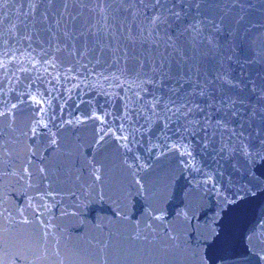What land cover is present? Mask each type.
Returning <instances> with one entry per match:
<instances>
[{"label": "water", "instance_id": "95a60500", "mask_svg": "<svg viewBox=\"0 0 264 264\" xmlns=\"http://www.w3.org/2000/svg\"><path fill=\"white\" fill-rule=\"evenodd\" d=\"M241 142L264 0H0V264H264Z\"/></svg>", "mask_w": 264, "mask_h": 264}, {"label": "snow or ice", "instance_id": "6c2138e0", "mask_svg": "<svg viewBox=\"0 0 264 264\" xmlns=\"http://www.w3.org/2000/svg\"><path fill=\"white\" fill-rule=\"evenodd\" d=\"M198 6V5H197ZM179 17V13L176 14ZM153 24H157V23H165L166 22V18H162L160 15L154 16L153 20H152ZM160 103L159 100H154L152 107L155 108L156 105ZM165 107L167 108V104H165ZM236 149L235 148H229V158L232 157V155H234ZM241 156H242V161H238V163H240V166L243 167L246 171L250 170L252 168L253 165H255V163L257 162V160L260 161H264V147L261 148H256L252 145H245L243 142H241ZM188 155H191V146H189V151L187 153ZM251 183V182H250ZM256 187L255 184H252L251 187H247V188H241L240 191L236 192L233 194L234 196V201L235 202L237 200H242L248 196L251 195H255L253 189ZM262 188H264V186H261ZM225 204H229L230 201L225 198L224 200ZM223 211V208H222ZM257 256L259 257V254H257ZM237 264H240V262H237ZM248 264H251V262L249 261Z\"/></svg>", "mask_w": 264, "mask_h": 264}]
</instances>
